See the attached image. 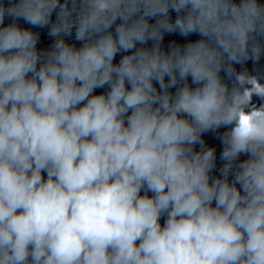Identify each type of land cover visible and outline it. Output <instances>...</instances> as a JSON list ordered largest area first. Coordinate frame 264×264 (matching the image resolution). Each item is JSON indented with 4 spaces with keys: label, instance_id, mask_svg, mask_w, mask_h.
Here are the masks:
<instances>
[{
    "label": "clouds",
    "instance_id": "1",
    "mask_svg": "<svg viewBox=\"0 0 264 264\" xmlns=\"http://www.w3.org/2000/svg\"><path fill=\"white\" fill-rule=\"evenodd\" d=\"M0 264H264V0H0Z\"/></svg>",
    "mask_w": 264,
    "mask_h": 264
}]
</instances>
